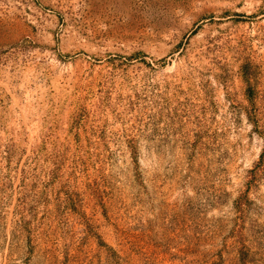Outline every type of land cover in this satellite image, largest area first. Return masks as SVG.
Instances as JSON below:
<instances>
[{
	"label": "rangeland",
	"instance_id": "rangeland-1",
	"mask_svg": "<svg viewBox=\"0 0 264 264\" xmlns=\"http://www.w3.org/2000/svg\"><path fill=\"white\" fill-rule=\"evenodd\" d=\"M0 264H264V0H0Z\"/></svg>",
	"mask_w": 264,
	"mask_h": 264
}]
</instances>
